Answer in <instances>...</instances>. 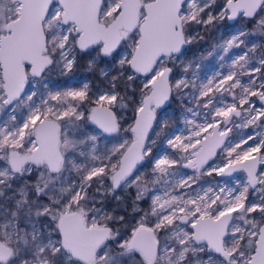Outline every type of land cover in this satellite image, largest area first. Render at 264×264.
<instances>
[{
	"label": "snow or ice",
	"instance_id": "6c2138e0",
	"mask_svg": "<svg viewBox=\"0 0 264 264\" xmlns=\"http://www.w3.org/2000/svg\"><path fill=\"white\" fill-rule=\"evenodd\" d=\"M0 264H264V0H0Z\"/></svg>",
	"mask_w": 264,
	"mask_h": 264
},
{
	"label": "rangeland",
	"instance_id": "374dc122",
	"mask_svg": "<svg viewBox=\"0 0 264 264\" xmlns=\"http://www.w3.org/2000/svg\"><path fill=\"white\" fill-rule=\"evenodd\" d=\"M221 34H223V30H221L220 33H215L211 39L208 40L207 44H202V45H199L197 46L198 48H201V49H207L210 45L216 43L217 40L220 39V36ZM236 54H239L240 50L239 49H234L233 50ZM219 61L218 60H214V61H205V64L208 66V70L211 71L213 70L214 68V65L215 64H218ZM241 175V174H239ZM229 183H231V181H229Z\"/></svg>",
	"mask_w": 264,
	"mask_h": 264
},
{
	"label": "water",
	"instance_id": "95a60500",
	"mask_svg": "<svg viewBox=\"0 0 264 264\" xmlns=\"http://www.w3.org/2000/svg\"><path fill=\"white\" fill-rule=\"evenodd\" d=\"M237 175H239V174H237Z\"/></svg>",
	"mask_w": 264,
	"mask_h": 264
}]
</instances>
